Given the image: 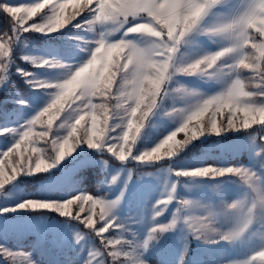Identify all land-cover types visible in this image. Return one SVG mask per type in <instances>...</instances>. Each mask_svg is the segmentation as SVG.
<instances>
[{
  "label": "rangeland",
  "instance_id": "1",
  "mask_svg": "<svg viewBox=\"0 0 264 264\" xmlns=\"http://www.w3.org/2000/svg\"><path fill=\"white\" fill-rule=\"evenodd\" d=\"M13 6L33 3L35 0H0ZM63 2V0H61ZM250 0H220L203 17L199 27L219 25L247 8ZM69 6L65 15L73 12ZM90 14H85V19ZM37 19V18H33ZM77 18L69 25L54 32L38 31L23 32L12 47L9 57L6 79L0 85V130L8 131L0 134V153L10 148L18 139L21 127L32 119L46 106L52 89L36 88L29 81L53 80L60 75L62 68L37 66L24 56L44 57L59 60L74 70L89 58L85 44L94 46V32H88ZM13 21L9 14L0 10V35L12 31ZM255 32V30H253ZM117 33L114 38H119ZM143 44L151 37L141 34H128ZM230 46V41L223 34H211L193 31L181 43L176 53L178 61L191 62L205 54L215 53ZM235 54L221 59L223 74L208 76L202 73L176 74L168 88L184 84L198 90L204 98L220 92L236 73L228 71L227 65L234 62ZM18 69L22 71H18ZM27 74V75H25ZM251 73L242 70L243 76ZM119 76H117V79ZM25 103H18L17 101ZM195 98L179 99L172 93H164L158 99L157 106L145 122L132 155H139L160 143L183 122V115H177L173 109H183ZM242 118V114L240 115ZM47 119V116L43 118ZM88 119V117H86ZM206 114L202 121L208 122ZM235 119V118H234ZM218 123L226 122L225 115L216 117ZM61 120L54 121L52 135L64 137L68 128H59ZM120 123L117 117L109 121L110 125ZM57 125V126H56ZM196 125L193 120L189 128ZM16 129V131H12ZM38 122L33 129L40 132ZM79 132L82 128L78 126ZM123 130V125L108 133L112 141ZM188 135H191L188 132ZM255 138V139H253ZM264 125H252L249 129L225 130L220 134L206 132L191 140L180 148L173 156H163L158 161L138 162L129 157L121 161L104 149L91 148L86 142L79 143L74 150L60 161L54 160V152L50 140L47 144L40 141L36 146L44 149L42 158L49 157L52 167L40 172L22 173L12 181L0 187V245L14 253L21 254L15 264H27L24 254L35 264H85L89 253L101 248L98 238L85 225L72 217H66L55 209L19 208L18 205L29 199L47 202H62L72 195H92L117 203L110 211V216L118 218L124 228L109 227L103 234L108 238L124 239V241L143 240L153 225V205L158 200L167 199L166 189L175 185L174 196L155 223L166 224L176 212L180 199L192 201V205L184 209L181 216L195 218L205 217L208 211L213 213L214 226L221 231L232 228L236 223L235 214L226 208L233 201L244 199L250 194V188L239 176L225 174L218 177L177 176L179 169H194L203 166L245 167L259 177V184L264 188ZM185 139V132H178L175 140ZM0 159H5L0 157ZM10 159V158H9ZM173 169V171H169ZM116 177L115 180L112 178ZM123 193V195H121ZM89 205L85 203V212L80 213L81 219L88 214ZM73 213L79 211L72 206ZM99 212V206L95 209ZM97 226L100 222L97 216ZM107 219V218H106ZM81 233L80 241L76 234ZM264 210L254 213L252 223L245 233L233 242L217 239L213 243H204L197 239L187 228L184 221H178L173 229L165 230L159 242H152L147 250H143L142 258L148 264H178L183 255V264H229V262L249 261L258 251L264 250ZM185 243L187 249L185 251ZM123 250H129L125 245ZM140 251V250H138ZM97 260L100 257L96 258ZM123 259V258H122ZM0 264H14L7 256L0 253ZM96 264V261H93ZM107 264H117L107 261ZM252 264H264V260L256 258Z\"/></svg>",
  "mask_w": 264,
  "mask_h": 264
},
{
  "label": "snow or ice",
  "instance_id": "2",
  "mask_svg": "<svg viewBox=\"0 0 264 264\" xmlns=\"http://www.w3.org/2000/svg\"><path fill=\"white\" fill-rule=\"evenodd\" d=\"M219 2L220 0H120V3L115 8V12L116 15L126 18L124 28L131 27L136 23L149 26L151 32L154 33L152 36L154 47L153 49L142 50L141 55L144 59H154L164 62L158 65L162 68L167 63L174 61L181 43L185 41V38L189 34L199 27L203 17ZM84 4L85 0H63V2H61V0H35L33 3H24L19 6L0 2V10L9 14L13 21L10 34L5 33L0 35V85H2L6 79L5 72L7 70L12 47L23 32L37 31L44 25L46 18H48L49 24L59 25L61 21L65 20L71 22L77 18L84 20L86 13L102 12L107 7L106 0H91L87 9L84 7ZM69 6H72L74 10L70 15H65V10ZM262 10H264V0H252L244 16H238L237 14L225 22L214 26L210 33L226 34L232 30L235 23L243 20L245 16L249 18V24L252 25L247 31L249 33L253 32V30L256 31L257 28L261 27L256 23V19L261 15ZM34 17L37 19H33ZM129 20L131 21L130 23L128 22ZM42 33H48L47 29ZM248 39L250 41L248 46H255L260 43L251 35L248 36ZM256 51V64L244 60L241 68H236L234 63L227 65V67L236 68L237 72L248 70L253 74L254 78L259 81L260 88L264 89V50L257 48ZM230 54H234L230 46L225 47L215 53L205 54L189 62L188 67L192 68L191 74H214L218 66H223L219 65L218 62H220L223 57ZM127 60L128 55L125 54L123 59H118L116 61L120 72L124 71ZM18 71L22 70L18 69ZM116 71V69H113V72ZM114 79L118 86L120 83L119 78L117 79V76H115ZM29 82L32 83L34 87L37 80L32 79ZM153 83L159 90V95L155 97L154 101L157 104L158 99L165 92L158 81H153ZM151 94L152 90L150 88H142L141 94L138 97L139 102L136 105L137 113L143 108L146 116H150L153 109H149L146 106L152 103L148 98ZM64 95L66 96L67 93ZM17 102L25 103L22 100ZM57 103H59V100ZM175 111L183 112L184 109H175ZM225 112L226 122L221 121L218 123L216 117L218 115H225ZM261 112H264V104L261 103H255L244 107H231L222 105L218 96L206 97L187 112L183 118V122L175 131L167 135V139L161 140L160 143L156 144V146L150 150L133 156V145L130 142L136 139L133 132L139 131L136 115L130 117L131 123L128 124L127 130L123 127L121 134L116 137L114 141L108 136V133L113 131L114 128L119 127H117L116 124L110 125L109 121L111 119H107L105 115L92 113L88 110L79 113L82 117L80 123L72 126L64 137H55L51 134L54 128V121L57 119L60 121L63 115L61 113L59 114V118H57V114L51 113L48 108H44L43 111H39L21 127V131L15 143L6 151L0 153V157L5 158L0 159V187L6 185L22 173L40 172L53 166L52 163H49V157H47V159L42 158L44 149L36 146L40 141H44V143L47 144L50 140L55 161L63 159L74 150L77 144L83 142H86L91 148L104 149L118 157L121 161H125L129 157L138 162L158 161L162 158L161 149H164L163 156L171 157L185 144L206 132L220 134L225 130H246L252 127V125H264V115H259ZM206 114L209 119L205 124L202 118ZM241 114L242 118H240ZM45 116H47L46 120L43 119ZM86 117H88V119H86ZM193 120L196 121V125L189 128V124L192 123ZM38 122L41 124L42 129L37 133L34 132L33 129ZM78 126L82 128V133L79 132ZM5 131L8 130H0V134ZM12 131H16V129H12ZM178 132H185L184 140H175ZM188 132H190L191 135H188ZM166 148L168 149L167 151H165ZM169 171H173V169H169ZM175 172L177 176L188 177H218L224 176L225 174H233L239 176L252 191L256 192L261 200H264V188H262L258 182L259 177L250 169L242 166L216 167L208 165L194 169H179ZM112 179L115 180L116 177ZM174 191L175 185H173L171 189H166L167 199L158 200L156 204L153 205L152 219L154 226H152L150 230L164 232L165 230L173 229L176 222L182 219L188 230L194 235L205 217L195 218L192 216L180 215L184 209L192 205V201L188 199L182 198L179 200L176 212L173 214L169 223H155V218L159 217L167 207L169 201L175 198ZM121 195H123V193H121ZM160 201L163 202L158 203ZM85 203L90 207L88 209V214L81 219L80 213L85 212ZM117 203H119V198L114 201H107L98 196L94 197L92 195L80 193L79 195H72L69 199L62 202H47L29 199L20 203L18 207L55 209L66 217H72L81 221L86 228L98 238H101L102 249L95 248L91 250L89 259L85 261V264H93V261H96V264H107L109 258H111V261L117 258L131 261H136L138 259L145 260L142 258V253L143 250L147 249L139 248L140 251H137L136 241H124L122 238H108L103 235L110 226L121 230L124 228L122 222H116L118 220L117 217L109 215L111 209ZM73 205L79 209L78 212L73 213L71 210ZM97 206H99L98 213L95 212ZM0 211H8V209H2ZM208 212L211 214V210ZM94 216L98 217L100 226H97V220L93 219ZM75 238L77 241H80L82 234L77 233ZM125 245L129 246V250H123ZM186 249L187 243H185V251ZM0 253L10 258L14 264L17 258L21 257V254L14 253L2 245H0ZM183 255L184 253L181 254V259L178 264H183ZM255 256L249 261L239 262V264H252L253 261H256ZM97 257H100V259L97 260ZM22 258L27 261V264H34V262L28 258L27 254H24ZM229 264H236V262H229Z\"/></svg>",
  "mask_w": 264,
  "mask_h": 264
},
{
  "label": "clouds",
  "instance_id": "3",
  "mask_svg": "<svg viewBox=\"0 0 264 264\" xmlns=\"http://www.w3.org/2000/svg\"><path fill=\"white\" fill-rule=\"evenodd\" d=\"M90 3L91 0H85L84 7L87 9ZM106 3L107 7L105 10L95 13L89 12L90 18L82 21L88 32L95 33V38L91 42L94 46L85 44L89 58L74 70L71 66H66L59 60L31 56H24L23 58L30 60L32 64L37 66L63 69L60 75L53 78V80H37L34 85L36 88L53 90L49 93V100L43 109L48 108L51 113L57 114V118L62 113L63 122L58 125L59 128H68L69 130L72 126L78 125L82 119L79 113L85 110L105 115L107 119L118 117L120 123L116 124V126L121 127L123 125L125 130H127L128 124L131 123L130 117L136 115L139 131L133 132L136 139L130 142L134 145L148 119L143 108L138 113L136 112V105L139 102L138 97L142 88H150L152 90V94L148 97L152 103L146 106L149 109H154L157 106L154 101L155 97L159 95V90L153 81H158L165 93H172L179 99L195 98V102L189 103L186 108H183V112L172 110L177 115L183 116L204 97L198 90L191 89L184 84L168 88V84L176 74H191L192 68L188 67L189 62L178 61L175 57L174 61L167 63L161 68L158 65L164 62L144 59L141 55L142 50L153 49L154 41L150 39L140 44L134 39L127 38L128 34L135 33L152 38L154 33L151 32L148 25L141 23L124 28L126 18L116 15L115 12L120 0H106ZM251 3L252 0H250L247 8ZM247 8L239 12L238 16H244ZM128 22L130 23L131 21L129 20ZM70 23L71 21L65 20L61 21L59 25H51L48 23V18H46L44 25L37 31L44 32L47 29V32H54ZM256 23L261 27L257 28L255 32L249 33L247 29L252 25L249 24V18L245 16L243 20L233 25L230 32L223 34L230 41V49L235 54L233 63L236 68H241L244 60L256 64V49L264 50V10L261 11V15L256 19ZM213 28L214 26L198 27L195 31L210 33ZM117 33H121L120 37L114 38ZM249 35L260 43L255 46H248L250 43ZM125 54L128 55V60L125 63L124 71L120 72L116 61L123 59ZM223 68L224 66H218L214 74H202L215 77L223 74ZM236 68L228 67V71L236 73V75L226 83L220 92L212 96H218L222 105L231 107H244L255 103L264 104V89L260 88L259 81L254 78L253 74L243 76L242 71L237 72ZM113 69L117 71L113 72ZM115 76H119L120 83L118 86L115 83ZM65 93H67L66 96L64 95ZM160 98L162 99V96ZM58 100L59 103H57ZM259 115H264V112L259 113ZM167 138L166 136L164 139ZM89 147L91 146L89 145ZM167 150L166 148L165 151ZM226 208L231 210L236 216V223L232 228L221 231L214 226L213 213L209 214L208 212L194 236L204 243H213L217 239L228 242L239 239L252 223L254 213L257 210H264V200H261L256 192L250 189L248 196L227 204ZM178 221L173 228L177 226ZM162 235L163 232L161 231L149 230L143 240L136 241L137 251L139 248L147 249L154 241L159 242ZM261 238L264 239V236ZM255 258L264 260V251H258ZM114 261L117 264H148L147 260L139 259L131 261L117 258Z\"/></svg>",
  "mask_w": 264,
  "mask_h": 264
}]
</instances>
